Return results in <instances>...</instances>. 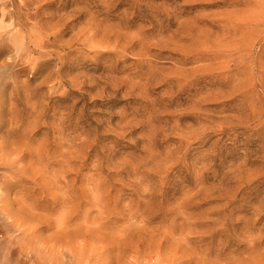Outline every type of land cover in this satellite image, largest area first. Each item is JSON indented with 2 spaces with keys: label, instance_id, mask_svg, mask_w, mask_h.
<instances>
[{
  "label": "rangeland",
  "instance_id": "374dc122",
  "mask_svg": "<svg viewBox=\"0 0 264 264\" xmlns=\"http://www.w3.org/2000/svg\"><path fill=\"white\" fill-rule=\"evenodd\" d=\"M0 264H264V0H0Z\"/></svg>",
  "mask_w": 264,
  "mask_h": 264
},
{
  "label": "bare ground",
  "instance_id": "6f19581e",
  "mask_svg": "<svg viewBox=\"0 0 264 264\" xmlns=\"http://www.w3.org/2000/svg\"><path fill=\"white\" fill-rule=\"evenodd\" d=\"M7 4V3H6ZM6 6V5H5ZM6 16V15H5ZM3 17V16H2ZM4 18V17H3ZM2 21H4L3 19H2ZM2 23V22H1ZM3 38L6 40V41H8L9 39V34L6 32V33H4V36H3Z\"/></svg>",
  "mask_w": 264,
  "mask_h": 264
}]
</instances>
